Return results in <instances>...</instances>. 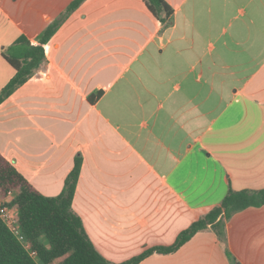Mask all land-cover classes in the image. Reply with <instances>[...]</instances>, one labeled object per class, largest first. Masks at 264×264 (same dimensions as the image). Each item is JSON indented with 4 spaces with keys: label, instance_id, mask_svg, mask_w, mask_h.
<instances>
[{
    "label": "crops",
    "instance_id": "0c3cea01",
    "mask_svg": "<svg viewBox=\"0 0 264 264\" xmlns=\"http://www.w3.org/2000/svg\"><path fill=\"white\" fill-rule=\"evenodd\" d=\"M73 1L0 0V90L16 73L3 50L38 43ZM166 1L169 25L145 0H84L0 104V152L42 194L82 158L72 207L114 263L172 245L230 189L264 188V0ZM237 263L264 264V205L226 241L205 229L138 264Z\"/></svg>",
    "mask_w": 264,
    "mask_h": 264
},
{
    "label": "trees",
    "instance_id": "16d2710c",
    "mask_svg": "<svg viewBox=\"0 0 264 264\" xmlns=\"http://www.w3.org/2000/svg\"><path fill=\"white\" fill-rule=\"evenodd\" d=\"M84 0H74L67 13L54 21L39 37L38 43L21 35L3 50L4 58L16 70L15 75L0 90V104L19 86L29 80L45 61L44 45L49 41L71 11ZM149 11L165 25L174 13L166 0H145ZM91 100H94L91 97ZM82 168V158L76 156L72 171L65 180L62 192L46 196L0 152V193H15L10 205L18 207L21 232L31 249L18 239L0 218V264H138L145 257L178 250L199 231L212 228L222 241H226V222L248 207L264 205V188L259 190L230 189L221 203L181 231L169 246H156L122 263H114L103 256L90 239L82 218L72 204ZM32 251L36 252V257ZM239 264V263H237Z\"/></svg>",
    "mask_w": 264,
    "mask_h": 264
},
{
    "label": "built area",
    "instance_id": "2783aa9c",
    "mask_svg": "<svg viewBox=\"0 0 264 264\" xmlns=\"http://www.w3.org/2000/svg\"><path fill=\"white\" fill-rule=\"evenodd\" d=\"M14 193H9L6 196L0 193V218L3 222L15 233L19 240H21L24 245L31 249V245L27 242L21 232L18 220V207L16 205H10V202L14 199ZM34 257H36V252L32 251Z\"/></svg>",
    "mask_w": 264,
    "mask_h": 264
},
{
    "label": "rangeland",
    "instance_id": "374dc122",
    "mask_svg": "<svg viewBox=\"0 0 264 264\" xmlns=\"http://www.w3.org/2000/svg\"><path fill=\"white\" fill-rule=\"evenodd\" d=\"M13 196L15 197V193L13 194Z\"/></svg>",
    "mask_w": 264,
    "mask_h": 264
}]
</instances>
